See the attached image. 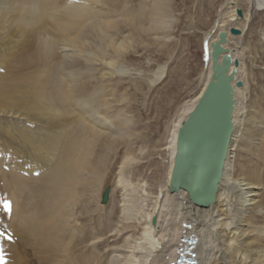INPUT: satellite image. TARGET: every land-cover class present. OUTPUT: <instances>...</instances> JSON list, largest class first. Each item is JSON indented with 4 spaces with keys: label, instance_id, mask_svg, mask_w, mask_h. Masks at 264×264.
<instances>
[{
    "label": "bare ground",
    "instance_id": "obj_1",
    "mask_svg": "<svg viewBox=\"0 0 264 264\" xmlns=\"http://www.w3.org/2000/svg\"><path fill=\"white\" fill-rule=\"evenodd\" d=\"M153 1L150 22L146 25L137 22L136 26L155 46L162 48L167 40L165 35L159 36L151 28L167 27L163 20L166 7L164 0ZM92 2L0 0V193L3 201L11 205L10 212L3 205L0 208V226L10 229L18 238L11 243L0 237L3 261L6 264H171L177 258V248L184 246L179 241L185 221L191 225L187 233H194L197 239L193 249L196 264H264V179H258L264 163V20L259 30L253 27L255 13L264 10V0H223L225 6L220 3L213 8L201 33L203 53L202 38H206L218 15V29L210 41L216 40L219 31H226L223 46L228 48L232 59L228 73L236 69L232 82L234 129L215 201L207 206L195 205L186 190L173 188L171 184L179 128L202 95L211 74V62L204 69L202 60L198 88L175 109L167 137L158 149L162 179L156 184L157 203L141 215L131 213L128 184L123 185L117 205L110 199L111 187L104 186L101 191V169L106 168L103 165L108 155L100 151L94 164L87 158L93 136L105 137L104 150L115 140L110 136L112 133L92 127L85 119L110 129L104 109L118 104L105 96L99 102L95 98L98 89L82 95L79 69L72 64L85 61L89 73L105 88L112 85L114 73L122 74V69L127 67H116L108 46H121L122 42L112 43V35L105 29V33H100L101 24L110 21L102 18L107 16L105 9ZM144 9L142 6L141 11ZM231 28L239 32L232 34ZM91 29L99 31L98 41L87 49L84 35ZM23 48L31 53L19 60V67L32 70L19 78L24 84L18 92L7 93L2 88L8 79V68ZM57 51L62 52L61 68L66 83L52 64ZM164 72L165 65H158L148 79L150 84L158 83ZM237 81L241 82L240 86L236 85ZM134 150L129 148L120 157L117 182L125 183L122 171L129 166ZM137 152H143L141 147ZM3 164L8 165V171L2 168ZM85 170L90 174L89 179L83 176ZM97 197L109 206L105 220L100 216L102 209L91 207Z\"/></svg>",
    "mask_w": 264,
    "mask_h": 264
},
{
    "label": "rangeland",
    "instance_id": "obj_2",
    "mask_svg": "<svg viewBox=\"0 0 264 264\" xmlns=\"http://www.w3.org/2000/svg\"><path fill=\"white\" fill-rule=\"evenodd\" d=\"M61 1L62 0H55V3L60 4ZM90 1H93L92 3L101 7L102 10L105 9L104 12H107V16L105 17L104 15L102 18H108L107 20L110 21L107 25L104 23L101 24L100 28L103 31L101 30L100 33H105L106 30L107 34H111L112 43L124 42L125 45L121 43V46L113 47V45H109L108 50L111 56L115 59V63L117 64L116 67H127L126 69H122V74H118V72L114 73L111 78L112 85L109 88H105L100 81L97 82L98 79H95L94 75L92 76L91 73H89L90 71L87 70L85 61L82 60L78 63L75 62L72 64L79 69L78 83L80 84L79 86L82 85V95L91 94L93 90L96 91V89H98L101 94H98L100 93L98 92L97 95H95V98H99V102L101 100L103 101L105 96L113 103L118 104L116 107L111 105V108L108 106L104 109L105 115L107 118L109 117V123H111L110 125L109 123L106 124L108 127L111 126L110 129H107L105 126L99 127L96 123L85 119V121L92 127L101 129L109 135L112 133L110 136L115 140L114 144L110 146L107 145V151L104 150L106 149V145L103 144L105 137L93 136L92 139L94 141L91 139L93 142H91L92 150L90 149L87 158L90 160V164H94L97 158L96 155L100 151L108 155L107 162L103 165L106 166V168L102 167L101 169V191L104 186L111 187L113 191L110 199L117 205L120 203L121 198L119 197L120 192L124 187L123 185L128 184L126 187L129 190V202L130 206L133 205L131 207V213L135 212L132 215H141V213H148L151 211L152 206H155V203H157L156 195L158 194V191L156 189V184L158 180L162 179L159 176L161 171L160 167H162V159L160 158L161 156L159 155L158 149L161 147L160 145L163 142V138L167 137L169 121L175 114V109H177V107L198 88V78L202 64V53L200 49L201 33L207 27L206 20H208L207 18H209V15H212L210 13L213 12V8L219 6L220 3H223V0H164L166 9L163 20L167 27L158 30L154 28V26L151 28L154 29L152 31L157 32V35L159 36L162 34L165 35L164 38L167 40L165 41V46L162 48L155 46L151 40L147 39L148 36L143 33V30L136 26L137 22L142 25H146L150 22L148 17L153 11V0H146V2H142L143 0H113L111 2L110 0H104L105 2L103 0H95V2H99H96V4L94 0ZM139 3L143 5L139 6ZM142 6L145 8V11H141ZM121 7L123 8L122 10H120ZM138 10L139 12H136ZM109 12L112 13V16ZM138 15L140 16L139 21ZM125 19L127 20L126 22ZM262 20H264V10L255 13L253 17L254 30H259L261 28ZM98 32L99 31L91 29L85 33L84 38L88 43H85L84 48H92L93 44L98 41ZM125 33L128 35L127 37H123ZM113 39H115V41ZM19 51L16 57L17 59L15 58L12 62L13 64L9 67L10 69L8 68V71L10 70L8 73V79L3 86L4 89L2 88V90L7 93L18 92L24 84V81L19 78L23 75H27V73L32 70L31 68L23 69V67H21L20 69L19 67L20 59H22L23 56L30 54L31 50L23 48L19 49ZM60 52L61 51H57L52 64L56 67L55 70H57L60 78H63L62 81L66 83L67 79L62 74L63 69L61 66L63 64V59L62 52L61 54ZM116 54L117 56H115ZM16 60L20 61L17 62ZM15 65H17V67H14ZM158 65H165L164 76L158 83L150 84L148 79L151 77L152 71L155 70ZM57 66L60 67L57 68ZM16 68H19L20 70H17ZM252 72L256 77V71L253 69ZM12 73L14 75L10 77ZM262 86L264 88V81H262ZM262 104L264 105V100ZM112 123L115 126H113ZM109 147L113 150H109ZM140 147L143 150L142 153L137 152ZM129 148L135 150L133 151L134 154H132L133 160L131 159L130 162L127 163L129 166L127 167L126 165L125 170L122 171V176L125 181V183L122 184L116 180V176H118L116 166L119 164L120 157L125 154ZM88 159L87 161H89ZM92 159L93 162H91ZM84 175L87 179L90 178V174L87 170L84 171L83 176ZM258 179H264V163L263 171H260ZM126 181L128 182L126 183ZM132 181H134V183ZM134 193L138 194L135 195ZM132 197L135 198V200H133ZM134 201L136 207H134V204H131ZM136 202L138 204H136ZM95 205L96 209L98 208L97 210L100 211L102 209V211H100V216H102V220H105L109 206L107 203L102 204L99 197H97L96 203L91 204V207L94 209Z\"/></svg>",
    "mask_w": 264,
    "mask_h": 264
},
{
    "label": "water",
    "instance_id": "obj_3",
    "mask_svg": "<svg viewBox=\"0 0 264 264\" xmlns=\"http://www.w3.org/2000/svg\"><path fill=\"white\" fill-rule=\"evenodd\" d=\"M237 13L241 15V11ZM218 22L219 16L203 41L204 69L210 61L211 74L202 95L179 128L171 177L172 187L186 190L192 203L200 206L211 205L215 201L234 129L232 82L236 69L228 73L232 59L228 48L223 46L227 40L226 31H219L216 40L210 41L218 29ZM230 32L237 34L239 30L231 28ZM236 85L240 86L241 82L237 81ZM107 193H104V200ZM190 228L191 225L184 221L181 238L184 246L179 248L177 258L171 264H194L193 249L197 239L194 233H187Z\"/></svg>",
    "mask_w": 264,
    "mask_h": 264
},
{
    "label": "snow or ice",
    "instance_id": "obj_4",
    "mask_svg": "<svg viewBox=\"0 0 264 264\" xmlns=\"http://www.w3.org/2000/svg\"><path fill=\"white\" fill-rule=\"evenodd\" d=\"M0 204L3 205L5 211L10 212V210H11L10 202H7V201H0ZM0 235H3V234H0ZM5 238H6V239H11V237H7V236H6ZM0 264H6V262L3 261V257H2V255H0Z\"/></svg>",
    "mask_w": 264,
    "mask_h": 264
}]
</instances>
